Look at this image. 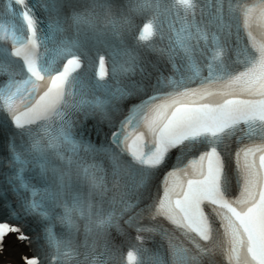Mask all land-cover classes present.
I'll return each mask as SVG.
<instances>
[{
	"label": "snow or ice",
	"instance_id": "snow-or-ice-1",
	"mask_svg": "<svg viewBox=\"0 0 264 264\" xmlns=\"http://www.w3.org/2000/svg\"><path fill=\"white\" fill-rule=\"evenodd\" d=\"M0 13V264H264V0Z\"/></svg>",
	"mask_w": 264,
	"mask_h": 264
}]
</instances>
